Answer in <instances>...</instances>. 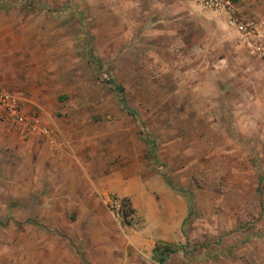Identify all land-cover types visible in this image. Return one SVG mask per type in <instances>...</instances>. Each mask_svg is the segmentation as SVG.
Here are the masks:
<instances>
[{
  "label": "rangeland",
  "instance_id": "rangeland-1",
  "mask_svg": "<svg viewBox=\"0 0 264 264\" xmlns=\"http://www.w3.org/2000/svg\"><path fill=\"white\" fill-rule=\"evenodd\" d=\"M253 1L260 5L255 17L264 19V0ZM119 14L112 0H0V85L22 112L47 123V133L54 129L55 137L41 140L61 156L58 170L49 162L39 169L12 146L20 137L2 112L0 264H264L257 212L264 189L254 195L250 185L251 173L261 177L264 170L250 169L247 155L222 147L214 107L196 104L197 93L182 87L178 53L117 51ZM105 76L123 89L136 117L122 109ZM66 155L77 160L72 183L40 176H61L59 169L70 167ZM106 174L115 180L109 186L101 182ZM134 180L156 201V184L182 199L188 207L183 242L160 239L152 249L131 242L152 227L131 207L130 194L119 192ZM45 191H72L73 205L84 194L103 196L95 226L70 215L71 207L66 221L50 218L39 201ZM112 201L122 206L118 217ZM166 247L176 252L165 256Z\"/></svg>",
  "mask_w": 264,
  "mask_h": 264
},
{
  "label": "crops",
  "instance_id": "crops-1",
  "mask_svg": "<svg viewBox=\"0 0 264 264\" xmlns=\"http://www.w3.org/2000/svg\"><path fill=\"white\" fill-rule=\"evenodd\" d=\"M112 1L118 2L120 13L117 51L178 53L182 57V62L177 64V69H181L178 72L183 74L182 87L197 93L193 95L200 98L196 104L214 107L215 122L218 124L216 134L218 135L221 129L224 140L222 147L229 146L231 152L247 155L246 161L250 169L258 173L264 170V31L260 33L257 29L260 38L246 35L236 25L229 23L230 14L203 10L192 0ZM232 2L233 15L253 23L259 19L255 25L264 27V19L255 17V8H260L257 2ZM112 49V53H116L114 48ZM1 116L0 107V119ZM38 122L41 127L48 128L43 119ZM8 126V130L20 137L17 141L11 136L14 140L12 146L16 150L23 152L28 160L34 159L39 169L40 165L49 162L58 170L56 162L61 158L60 154L49 149L48 143L41 140L43 138L48 142L51 134L55 137L52 133L54 129H51V132L48 130L46 134L31 133L28 138L23 139L12 126ZM224 152L229 153L226 149ZM63 159L70 167L62 166L59 169L62 171L61 176H43V173L39 175L45 180H54L55 183L71 181L70 170L71 167L78 169V166L73 165L77 164V160L68 155L63 156ZM86 172L87 170H84L82 176L89 181ZM71 174L73 178V173ZM102 177L101 182L106 186L112 184L111 180L115 181L107 174ZM250 178L253 194L259 195L260 190L264 189V173L261 177L251 173ZM126 185L131 188H120V194H130L131 207L152 226L143 229V236L137 239L139 241L131 238L132 243L138 242L137 246L152 249V245L160 239L177 243L185 240L186 230L182 228V222L188 214V207L179 196L156 184L155 189L159 195V200L156 201L152 195L146 193V187L138 180ZM72 194L74 195L72 191L55 195L46 192L39 198L43 207L41 210H45V214L50 210L49 217L52 218L53 215L52 219L57 222L59 219L66 221V213L71 207L70 215L73 213L78 218H90V227L95 226L96 215L102 212L96 209H102L103 196L84 194L74 200L73 205L70 203L74 197ZM257 212L262 214L264 223V205L263 210L257 208ZM262 231L264 237V224ZM124 237L126 238L125 233ZM160 261L164 260L160 258Z\"/></svg>",
  "mask_w": 264,
  "mask_h": 264
},
{
  "label": "built area",
  "instance_id": "built-area-1",
  "mask_svg": "<svg viewBox=\"0 0 264 264\" xmlns=\"http://www.w3.org/2000/svg\"><path fill=\"white\" fill-rule=\"evenodd\" d=\"M203 10L215 12H224L230 14L229 23L236 25L238 29L246 35L260 38V33L257 31V26L253 21L239 19L233 15L234 5L232 0H192ZM232 13V14H231ZM0 107L5 117L11 120L16 128V131L26 137L33 132L47 133V129L41 127L37 119L28 115L20 109L18 98L5 91L0 85ZM112 214L118 217L121 213L122 206L118 201H112ZM124 215V214H123Z\"/></svg>",
  "mask_w": 264,
  "mask_h": 264
},
{
  "label": "trees",
  "instance_id": "trees-1",
  "mask_svg": "<svg viewBox=\"0 0 264 264\" xmlns=\"http://www.w3.org/2000/svg\"><path fill=\"white\" fill-rule=\"evenodd\" d=\"M104 79H105L106 83L111 88H113L114 90H116L119 93V95H120L119 103H120L122 109H124L129 115L136 117L137 116L136 113L132 109H130L125 103V99H124V96H123V89L119 85H117L112 79H110V78H108L106 76H105ZM147 146H148V152H149L150 156L152 157V159H155L156 156H155V153H154V144H153V142L148 141L147 142ZM175 252H176L175 249L171 250V249H169V247H166V248H164L162 250L161 253L166 256L167 254H173ZM165 258L166 257H164L163 259L161 258V260H165Z\"/></svg>",
  "mask_w": 264,
  "mask_h": 264
}]
</instances>
